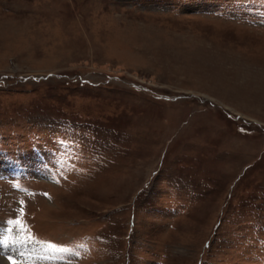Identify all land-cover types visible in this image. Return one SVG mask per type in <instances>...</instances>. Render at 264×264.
I'll return each instance as SVG.
<instances>
[{"label": "rangeland", "instance_id": "374dc122", "mask_svg": "<svg viewBox=\"0 0 264 264\" xmlns=\"http://www.w3.org/2000/svg\"><path fill=\"white\" fill-rule=\"evenodd\" d=\"M0 227L9 264H264V0H0Z\"/></svg>", "mask_w": 264, "mask_h": 264}, {"label": "bare ground", "instance_id": "6f19581e", "mask_svg": "<svg viewBox=\"0 0 264 264\" xmlns=\"http://www.w3.org/2000/svg\"><path fill=\"white\" fill-rule=\"evenodd\" d=\"M4 231H5V229H3L2 227H0V235H4ZM19 234V233H18ZM37 254H38V256H40L41 254H45L44 252H42V250H39V251H37ZM21 260L22 259V261L21 262H24V260H23V258H19V257H17L16 258V256H15V259H13L14 261H16V260ZM10 261H12L11 260V258L9 257L8 259H2L1 257H0V264H9V262ZM18 264V263H17Z\"/></svg>", "mask_w": 264, "mask_h": 264}, {"label": "snow or ice", "instance_id": "6c2138e0", "mask_svg": "<svg viewBox=\"0 0 264 264\" xmlns=\"http://www.w3.org/2000/svg\"><path fill=\"white\" fill-rule=\"evenodd\" d=\"M13 264H14V262H13Z\"/></svg>", "mask_w": 264, "mask_h": 264}]
</instances>
